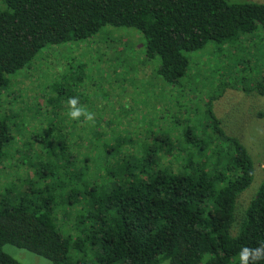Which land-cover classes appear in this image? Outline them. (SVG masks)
<instances>
[{
	"label": "trees",
	"instance_id": "trees-1",
	"mask_svg": "<svg viewBox=\"0 0 264 264\" xmlns=\"http://www.w3.org/2000/svg\"><path fill=\"white\" fill-rule=\"evenodd\" d=\"M104 27L138 32L146 57H159L158 76L176 86L188 72L187 54L213 42L241 66L243 90L264 94L260 70L246 87L244 56L264 39V5L236 0H0V87L44 47L84 41ZM205 113L206 138L186 128L176 145L163 140L128 152L115 134L99 148L66 150L55 129L41 150L12 152L15 137L0 118V166L9 154L29 160L0 189V264H20L6 245L51 264H241L240 249L264 241V180L238 220L253 161L210 104ZM22 164L14 158L8 171Z\"/></svg>",
	"mask_w": 264,
	"mask_h": 264
},
{
	"label": "rangeland",
	"instance_id": "rangeland-1",
	"mask_svg": "<svg viewBox=\"0 0 264 264\" xmlns=\"http://www.w3.org/2000/svg\"><path fill=\"white\" fill-rule=\"evenodd\" d=\"M236 1L264 5V0ZM251 43L254 50L244 55L251 62L246 87L252 86L256 70L264 75V39L258 36ZM213 44L187 54L188 72L179 86L158 76L159 57H146L145 41L132 29L104 27L87 40L44 47L0 87V118H7L16 142L11 151L40 149L52 129L60 133L66 150H78L80 143L84 148H99L110 141V134L128 142L120 146L126 152L157 147L163 140L176 145L183 141L186 128L195 138L204 139L208 136L205 109L210 104L223 132L237 139L253 161L252 183L236 204L239 220L264 180V94L244 91L241 66L228 63L227 52L215 51ZM244 45L240 50L249 49L248 42ZM70 97H79L80 104L95 114L94 122L69 118ZM95 135L102 137L95 139ZM9 156L0 166V189L20 177L29 163L24 156ZM14 158L26 162L18 172L8 171ZM93 164L92 172L98 171ZM72 226L70 221L67 227ZM3 251L20 264H51L10 245Z\"/></svg>",
	"mask_w": 264,
	"mask_h": 264
},
{
	"label": "clouds",
	"instance_id": "clouds-1",
	"mask_svg": "<svg viewBox=\"0 0 264 264\" xmlns=\"http://www.w3.org/2000/svg\"><path fill=\"white\" fill-rule=\"evenodd\" d=\"M68 116L74 121H80L81 117L85 121L94 122L95 114L80 104L79 97H70L68 99ZM241 264H257L264 260V241L258 242L256 247L243 246L238 252Z\"/></svg>",
	"mask_w": 264,
	"mask_h": 264
}]
</instances>
